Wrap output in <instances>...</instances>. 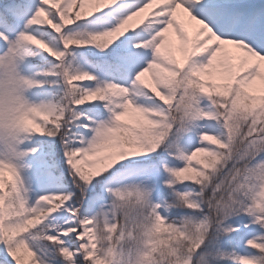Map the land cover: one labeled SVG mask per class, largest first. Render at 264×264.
<instances>
[{
    "label": "snow or ice",
    "instance_id": "obj_1",
    "mask_svg": "<svg viewBox=\"0 0 264 264\" xmlns=\"http://www.w3.org/2000/svg\"><path fill=\"white\" fill-rule=\"evenodd\" d=\"M10 41L0 264H264V0H0ZM242 130L252 182L213 225Z\"/></svg>",
    "mask_w": 264,
    "mask_h": 264
},
{
    "label": "clouds",
    "instance_id": "obj_2",
    "mask_svg": "<svg viewBox=\"0 0 264 264\" xmlns=\"http://www.w3.org/2000/svg\"><path fill=\"white\" fill-rule=\"evenodd\" d=\"M13 44L14 41H10L9 47L0 53V134L6 130L4 126L9 122L12 108L15 105L26 106L31 96L29 86L23 83L25 77L22 72V65L21 71H16L11 64L12 53L10 49ZM57 100L59 101V97ZM23 142L21 140V143ZM0 149H5L3 141H0ZM246 150L247 141L242 130L241 136L231 144L230 159L220 166L218 174L212 176L211 187L215 190V194L200 198L209 208L207 218L213 225H218L225 219L222 211L224 204H243L245 202L243 185L252 182L250 168L255 167L253 165V153H248L247 158H244ZM196 151L201 150L196 149ZM128 207L130 209L136 207L135 202L130 201ZM188 231L195 235L194 225H189Z\"/></svg>",
    "mask_w": 264,
    "mask_h": 264
},
{
    "label": "rangeland",
    "instance_id": "obj_3",
    "mask_svg": "<svg viewBox=\"0 0 264 264\" xmlns=\"http://www.w3.org/2000/svg\"><path fill=\"white\" fill-rule=\"evenodd\" d=\"M134 3H135V0H125V4H126V6L129 7V8L132 7V6L134 5ZM152 11H153V10L150 9V10H148L147 13L142 14V16H143V18H144L142 22H147V20L150 19V16H151ZM138 26H139V25H133V28L138 27ZM37 194H39V193H37ZM240 249L243 250L242 247H240Z\"/></svg>",
    "mask_w": 264,
    "mask_h": 264
},
{
    "label": "trees",
    "instance_id": "obj_4",
    "mask_svg": "<svg viewBox=\"0 0 264 264\" xmlns=\"http://www.w3.org/2000/svg\"><path fill=\"white\" fill-rule=\"evenodd\" d=\"M81 51H84V50H81ZM94 58V57H93ZM174 214H178V213H174ZM245 250H241L240 248H237V252H244Z\"/></svg>",
    "mask_w": 264,
    "mask_h": 264
}]
</instances>
